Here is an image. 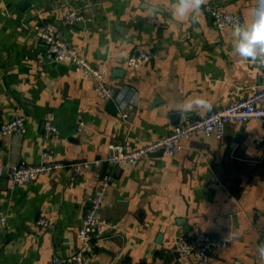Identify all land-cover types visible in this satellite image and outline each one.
<instances>
[{
	"label": "crops",
	"instance_id": "obj_1",
	"mask_svg": "<svg viewBox=\"0 0 264 264\" xmlns=\"http://www.w3.org/2000/svg\"><path fill=\"white\" fill-rule=\"evenodd\" d=\"M150 2L160 9L156 15L147 9L149 0H0V120L26 117L21 136L0 138V168L34 163L44 148L52 160L91 164L13 190L0 178V217L6 218L0 264H51L54 256L75 253L89 199L106 173L112 182L101 213L109 226L83 264H178L170 249L175 238L199 231L232 240L208 264H264L258 252L264 232L263 123L229 124L222 141L196 134L174 155L104 167L108 145L143 146L185 120L248 96L263 79L261 65L233 52L234 29L217 30L206 13L216 6L242 15L245 24L257 0H207L196 23L173 19L174 0ZM70 8L91 21L67 24ZM44 22L56 24L60 37L105 73L118 92L114 114L91 79L46 59L45 47L33 38ZM138 51L149 59L134 69L127 57ZM197 97L209 101L211 111L178 110ZM47 125L57 134L45 138ZM41 217L48 226L37 224Z\"/></svg>",
	"mask_w": 264,
	"mask_h": 264
},
{
	"label": "built area",
	"instance_id": "obj_2",
	"mask_svg": "<svg viewBox=\"0 0 264 264\" xmlns=\"http://www.w3.org/2000/svg\"><path fill=\"white\" fill-rule=\"evenodd\" d=\"M206 13L212 25L217 30L234 29V24H244L240 14L225 12L216 6H208ZM67 24L75 25L91 21L82 11L76 8L68 9L64 14ZM33 38L45 47L46 59L55 63H66L79 71L84 77L94 82V91L103 101L111 99L113 89L106 82V75L99 68L94 67L87 60L85 54L63 40L59 35V27L50 22H44L33 31ZM149 59L144 51H138L127 57L131 68L138 69ZM262 82L258 89L253 90L248 96L238 99L226 107L216 110L204 117L185 120L166 135L161 136L143 146L133 148L123 143L108 145V156L105 161L111 167L121 165H136L143 158L154 154L174 155L183 148V142L193 138L196 134L213 137L222 141L226 136V128L233 123H246L255 120L264 125V66H261ZM126 118L127 115L123 114ZM25 116H16L9 120H0V138L7 135L21 136L25 131ZM82 122H78L81 128ZM57 134L53 125L46 126L45 138ZM261 162L264 164V143L259 146ZM52 151L44 148L39 159L30 164L22 162L11 163L4 170L0 168V178H6L8 189L23 186L36 181L44 175L56 171L73 168L76 171L88 169L89 162L66 164L52 160ZM112 182V174L106 173L93 191L89 199L88 210L82 218L77 237L79 247L70 256H54L51 264H83L85 257L93 253L102 239L103 231L108 228L109 222L102 216L105 196ZM37 224L46 227L49 221L39 218ZM6 225V218L0 217V226ZM232 243L229 238L215 236L208 232L199 231L185 233L175 238L172 252L176 254L178 264H208L211 255L227 248Z\"/></svg>",
	"mask_w": 264,
	"mask_h": 264
},
{
	"label": "clouds",
	"instance_id": "obj_3",
	"mask_svg": "<svg viewBox=\"0 0 264 264\" xmlns=\"http://www.w3.org/2000/svg\"><path fill=\"white\" fill-rule=\"evenodd\" d=\"M207 0H174L173 19H189L193 23L198 21L202 7ZM148 11L156 15L160 9L149 0ZM233 52L245 61H251L264 66V0H257V5L252 9V19L243 25L234 24L233 30ZM121 93L119 99H123ZM124 106L123 104L121 105ZM212 104L200 97L188 99L180 103V112H191L195 109L211 111ZM260 257L264 258V242L258 245Z\"/></svg>",
	"mask_w": 264,
	"mask_h": 264
},
{
	"label": "water",
	"instance_id": "obj_4",
	"mask_svg": "<svg viewBox=\"0 0 264 264\" xmlns=\"http://www.w3.org/2000/svg\"><path fill=\"white\" fill-rule=\"evenodd\" d=\"M119 74V73H118ZM117 91H114L112 96H111V99L108 101L107 103V109L110 113L114 114L116 112V108H115V104H114V100L116 98V95H117ZM239 140L242 139L243 137L241 136V134L238 136ZM239 140H237L239 142ZM158 155H161V154H154L152 156H158ZM108 165V163L106 162L104 164V167H106ZM261 242H264V232L262 233L260 239H259V244Z\"/></svg>",
	"mask_w": 264,
	"mask_h": 264
}]
</instances>
